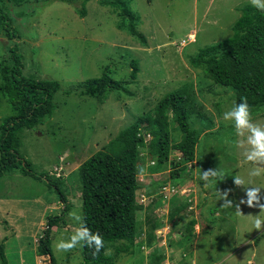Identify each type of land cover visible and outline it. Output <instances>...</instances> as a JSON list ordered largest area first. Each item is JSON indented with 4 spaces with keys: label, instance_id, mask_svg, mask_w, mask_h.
Returning a JSON list of instances; mask_svg holds the SVG:
<instances>
[{
    "label": "rangeland",
    "instance_id": "obj_1",
    "mask_svg": "<svg viewBox=\"0 0 264 264\" xmlns=\"http://www.w3.org/2000/svg\"><path fill=\"white\" fill-rule=\"evenodd\" d=\"M247 4L249 0L0 1V82L16 54L23 76L59 84L51 97V114L33 128L22 129L17 147L34 172L58 176L57 181L47 184L18 170L0 176V245L7 264L47 262L36 254L37 240L47 217L59 215L64 205V222L52 225L49 232L54 264H83L82 246L67 253L55 249L58 239L78 227L69 215L81 214L77 167L139 116L152 114L157 101L176 89H185L195 112L211 119L202 120L190 160L171 147L181 134L169 112L170 148L162 163L148 153L151 135L141 133L144 144L137 146L134 191L139 206L136 235L131 253L119 254L114 264H264V230H255L252 223L256 216L264 217V211L240 204L239 214L235 207L245 196L244 187L258 186L264 196V175L248 176L255 167L244 162L248 146L222 118L236 103L233 91L208 79L207 65L195 57L200 48L231 36ZM130 25L144 42L129 32ZM133 61L137 71L131 78ZM103 71L122 82L121 87L111 89L101 102L79 93L78 83ZM12 113L0 99V122ZM252 120L264 125V107ZM138 166L147 168L143 178L137 175ZM174 169L180 171L171 179L169 171ZM208 169L222 172L223 178L206 186L199 173ZM234 177L244 179L245 185L236 186ZM163 185L173 186L174 192L163 190ZM223 192H228L232 208L221 206ZM155 225L164 227L163 232ZM142 234L151 240L149 249L141 248ZM161 234L164 246L155 243Z\"/></svg>",
    "mask_w": 264,
    "mask_h": 264
},
{
    "label": "trees",
    "instance_id": "obj_2",
    "mask_svg": "<svg viewBox=\"0 0 264 264\" xmlns=\"http://www.w3.org/2000/svg\"><path fill=\"white\" fill-rule=\"evenodd\" d=\"M122 8L131 18L132 14L125 7ZM79 11L82 13V8ZM130 26L129 32L144 42L141 34L135 31L133 25ZM231 29L230 37L200 48L195 57L207 65L206 77L215 84L229 87L236 103L246 99L253 115L260 107H264V11L257 10L251 4L243 6ZM12 58L7 75L0 82V99L13 112L0 122V176L18 170L23 175L44 179L47 184H51V179L57 181L58 176L34 172L30 163L20 157L17 147L22 129L33 128L51 114L54 108L51 97L59 84L50 78L23 76L19 56L13 54ZM130 68V77L133 78L137 71L134 61ZM121 83L103 71L100 76L77 85L80 94L95 97L101 102L107 92L119 89ZM189 99L190 95L185 89L166 93L157 101L152 114L139 116L77 167L83 223L92 232L99 233L105 241V249L112 251L110 256H105L102 249L94 256L92 248L82 246L83 264H114L113 259L119 254L131 253L137 226L135 214L139 209L134 191L138 188L135 179L137 146L144 144L142 132L151 135L148 153L156 156L158 164L162 163L167 159L170 148L167 139L169 112L175 128L181 134L179 141L171 147L182 152L188 160L192 159L195 143L203 131L202 120L209 121L211 118L202 111L195 112ZM194 120L198 123L197 127ZM179 171H169V178H175ZM57 193L59 200L64 203V194L58 189ZM66 209L64 205L59 215L46 219V226L35 248L37 255L47 258V262L42 264H54L49 247L50 227L57 222H64L62 213ZM0 264H7L1 245Z\"/></svg>",
    "mask_w": 264,
    "mask_h": 264
},
{
    "label": "clouds",
    "instance_id": "obj_3",
    "mask_svg": "<svg viewBox=\"0 0 264 264\" xmlns=\"http://www.w3.org/2000/svg\"><path fill=\"white\" fill-rule=\"evenodd\" d=\"M249 3L257 10L264 11V0H249ZM191 39L194 41L195 37L193 36ZM222 118L226 122H231L236 134L244 138L242 144L246 143L248 146L244 152V162L255 165V167L249 170L248 176L251 178H257L264 175V125L253 122L250 106L247 103V100L241 99L239 103H235L230 109L223 113ZM146 174L147 168L144 166H138L137 175L143 178ZM222 178L223 173L216 169H208L199 173V179L204 181L206 186H211L213 179ZM234 184L236 186H244L245 180L241 177H234ZM244 189V198L240 200L239 204L235 205L238 213L242 214L240 204H246L249 208H259L260 211H264V203H261V200L264 199V196L261 194V188L258 186H251L244 187ZM219 199L223 200V203L221 204L223 208L228 209L234 206L233 201L228 199V192L221 193ZM69 215L72 220L77 222L78 227L66 239H58L56 241L55 249L57 252L67 253L78 246H87L93 249L94 256L98 255L102 249H104L105 256H110L112 254L111 249H105V241L103 237L99 233L92 232L83 223V217L80 213L73 211L70 212ZM252 223L255 230H264V217L256 216ZM160 236L162 239L163 235L161 234ZM155 238L159 237L157 236ZM141 248L149 249L146 245L145 239ZM188 264H192V262Z\"/></svg>",
    "mask_w": 264,
    "mask_h": 264
},
{
    "label": "crops",
    "instance_id": "obj_4",
    "mask_svg": "<svg viewBox=\"0 0 264 264\" xmlns=\"http://www.w3.org/2000/svg\"><path fill=\"white\" fill-rule=\"evenodd\" d=\"M141 227H142V225H140ZM162 228H164V227H162ZM157 229H159L160 231H161V229L159 228V227H157L156 226V230ZM144 232V231H143ZM161 232H163V231H161ZM153 235H155V232H153ZM164 238V239H163ZM144 239H145V241H146V244L147 243H150V241H148V239H147V237H146V235H144V234H142V240L144 241ZM148 241V242H147ZM155 243H158L159 245H163L164 246V243H165V237H164V234H163V237H162V239L160 238H155ZM147 247L149 248V245H147ZM165 252H167V250H166V248H165Z\"/></svg>",
    "mask_w": 264,
    "mask_h": 264
},
{
    "label": "built area",
    "instance_id": "obj_5",
    "mask_svg": "<svg viewBox=\"0 0 264 264\" xmlns=\"http://www.w3.org/2000/svg\"><path fill=\"white\" fill-rule=\"evenodd\" d=\"M161 187H162L163 190H165L167 192H169V191L174 192V190L172 188L173 186H170V188H166L165 186H161ZM162 264H171V263L170 262H165V263H162ZM186 264H188V263H186Z\"/></svg>",
    "mask_w": 264,
    "mask_h": 264
}]
</instances>
